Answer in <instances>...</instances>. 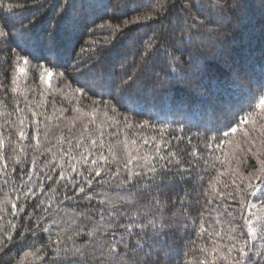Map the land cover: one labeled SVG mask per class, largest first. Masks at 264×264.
Instances as JSON below:
<instances>
[{
    "label": "trees",
    "instance_id": "16d2710c",
    "mask_svg": "<svg viewBox=\"0 0 264 264\" xmlns=\"http://www.w3.org/2000/svg\"><path fill=\"white\" fill-rule=\"evenodd\" d=\"M0 28V264H96L113 243L128 264H213V241L247 239L245 217L260 235L264 145L239 119L264 93V0H0ZM88 150L107 157L100 176ZM129 154L147 160L124 168ZM129 170L147 174L122 183ZM88 216L99 241L74 235Z\"/></svg>",
    "mask_w": 264,
    "mask_h": 264
},
{
    "label": "snow or ice",
    "instance_id": "6c2138e0",
    "mask_svg": "<svg viewBox=\"0 0 264 264\" xmlns=\"http://www.w3.org/2000/svg\"><path fill=\"white\" fill-rule=\"evenodd\" d=\"M125 23H128L127 21ZM111 27V25H109ZM101 27H103V25H101ZM118 27V26H117ZM7 33L5 32L4 28H0V37H4L6 36ZM23 60L24 63L27 65L30 63V60L27 56H22L19 53H17L16 55V61L19 62ZM16 71L17 72H23L24 69L21 68L19 66V63L16 64ZM45 71L48 72L49 75H51L52 73L50 72V70L45 69ZM41 79L43 80V75L41 76ZM12 84L15 85L16 84V77L13 76L12 78ZM4 85L2 83H0V88H3ZM13 92L16 91L15 87H13L11 89ZM75 91L77 93H81L83 90L81 88H77L75 89ZM86 95V93H84ZM253 102H254V107L255 109H259L260 111L254 112L252 110L253 108ZM95 103V102H93ZM76 111H80V109H75ZM19 111V109H18ZM113 111H115V109H113ZM245 111V115H243L242 117H240L239 119V126H240V131L243 132V135L245 138H247L249 141L254 142L255 137L253 136L254 133H258L259 137L262 138L260 140L261 145H264V93H260L257 96H253L252 101L249 103V106L247 109L244 110ZM33 115H35V113H33ZM21 124H23V120L20 121ZM251 123V128L248 129L247 125ZM85 130L87 131V127L85 126ZM163 129H161V133H163ZM229 131L231 133H236L237 132V126H233L230 128V130L228 131H224L223 132V136L225 138H227L229 136ZM18 135L20 136L21 139L25 138L26 133L24 132L23 128H21L18 132ZM34 139L36 138L35 136L33 137ZM92 143L95 144L96 141L93 139ZM132 143H136V141H132ZM144 143L147 144L148 141L144 140ZM226 143V140H221L219 144L216 145V147L218 149L221 148V146ZM3 141H0V146H2ZM67 144L69 146V150H71L72 148V140H67ZM76 148H80L81 147V143H80V139H76V144H75ZM208 147H211V143L208 144ZM159 149V144H157V150ZM89 154L90 155H94L95 158L92 159L91 163L92 165H96L97 167L95 168V174L96 176H100L101 175V171H100V167L98 165V160L99 161H107V157H105L103 155V153H100L98 156H96L95 154L91 153L90 150ZM259 151V150H258ZM65 155H68L67 152L64 153ZM110 154H112L113 156L115 155L114 152H112L110 150ZM175 154L173 153H169V156H173L174 157ZM193 155H195V152H193ZM254 156H257L258 153H253ZM82 158L84 160H87L88 157L87 156H83V154H81ZM77 159V157L75 156H70V160H74ZM141 159H145L147 160V157H139V156H133L131 154H129L126 163L123 164L124 168H128L129 165L133 164V161H139ZM160 159H167L166 157H160ZM173 161L172 160H168L167 163L171 164ZM179 163V161H177ZM262 165L261 170H264V161L260 162ZM33 164H35V159L33 160ZM73 169V171H76V167L75 165H70ZM162 167H166V165H162ZM55 170V169H53ZM181 171H183V169H181ZM147 172H156V168L154 166L152 167H148L147 168ZM147 173H142L140 171L137 172H132L131 170H129L128 174H127V180L126 181H122V183H127L129 181H131V178L133 175L135 176H141V175H146ZM114 176L119 175V169L117 170L116 173H113ZM63 177V172H61V178ZM49 179H51V177H49ZM87 183L89 185L92 184V179H88ZM249 188L252 187L251 184L248 185ZM81 192L83 191V188L79 189ZM213 190H215L213 188ZM253 195H255V193H252ZM219 195H224L223 193H220ZM91 199V198H89ZM101 204H105L106 202L101 200L100 201ZM208 203H211V200L208 201ZM114 207V205H111ZM249 208L255 209L257 207V205L255 203H250ZM13 208L17 207L15 204L12 205ZM262 207H264V203H262ZM21 211L23 210L22 208L20 209ZM227 211V210H226ZM228 216H232L231 212L227 213ZM202 216V214H201ZM91 220V217L88 216L85 218V221L81 222V227H79L74 235H87L89 237H96L97 241H99L100 237L97 235L98 229L97 228H91L87 231H84V228H86L87 226V222ZM245 224L247 225V239L243 240L242 242L240 240H238L234 235L229 234L228 239L229 240H236V243L241 244L240 247H236L235 244H227V245H221L219 243H216L215 241H213V244L215 245L214 247L211 248V254H212V262L214 264V262L217 259V255L219 256V258L221 260H223L225 262V264H264V252L259 251V245H256L253 243V241L259 239L261 241L262 244H264V222H261V226H260V235L257 236V228L253 226V220L251 218L245 217L244 218ZM75 223V221H73ZM218 224L220 223L219 220L216 221ZM148 224H152V221L149 220ZM118 227L125 229V233L127 235H132V228L136 227V228H145L147 227V224H120L118 225ZM209 228L211 227V225L208 226ZM44 231H48L47 229H45ZM206 229L204 227V221L203 219H201L200 221V231L197 233V235L202 234L203 232H205ZM233 232H235V229H232ZM35 234V233H33ZM209 235H212L211 232L208 233ZM102 235V233H101ZM215 235L217 237H221V232L220 231H216ZM69 240L72 239L71 236L68 237ZM59 241V237H57L56 240L51 239L49 240V245L53 244V243H58ZM123 235L121 236V243H123ZM85 243H88L87 241H85ZM102 247V245H100ZM125 247H127V245L125 244ZM222 247H226L227 251H221L220 249ZM119 245L118 244H109L108 248L106 249V251L104 253L101 254L102 258H96V264H128L127 259L125 258V255L122 254L120 251H118ZM256 249V251H253V249ZM39 251V250H37ZM199 251L201 253H207L209 252V248L204 246V245H200L199 247ZM233 252L238 253V258H233ZM34 253H25V257H27L28 255H31ZM74 256H79L80 258H85L86 259V253L81 251L78 247L76 249V251L73 253ZM259 255L261 257L260 260H257L255 257ZM69 264H79L78 260H70ZM198 264H209V262L205 259H201L199 260Z\"/></svg>",
    "mask_w": 264,
    "mask_h": 264
}]
</instances>
